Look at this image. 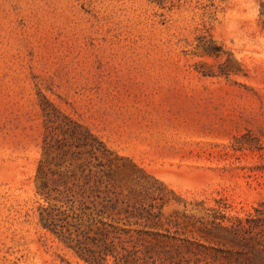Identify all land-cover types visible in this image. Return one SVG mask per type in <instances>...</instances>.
<instances>
[{"label":"rangeland","instance_id":"rangeland-1","mask_svg":"<svg viewBox=\"0 0 264 264\" xmlns=\"http://www.w3.org/2000/svg\"><path fill=\"white\" fill-rule=\"evenodd\" d=\"M45 114L166 216L264 208V0H0V264H85L39 222Z\"/></svg>","mask_w":264,"mask_h":264},{"label":"trees","instance_id":"trees-1","mask_svg":"<svg viewBox=\"0 0 264 264\" xmlns=\"http://www.w3.org/2000/svg\"><path fill=\"white\" fill-rule=\"evenodd\" d=\"M39 222L85 264H264V208L166 216L160 187L117 181L119 158L89 128L45 114ZM132 166H135L132 164ZM137 169V168H136ZM129 188L134 196L123 194ZM209 211V212H208Z\"/></svg>","mask_w":264,"mask_h":264}]
</instances>
